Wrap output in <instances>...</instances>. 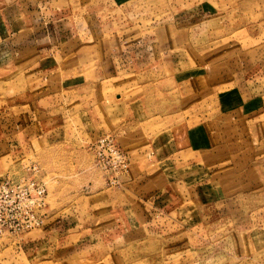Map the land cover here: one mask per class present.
I'll use <instances>...</instances> for the list:
<instances>
[{"label":"rangeland","instance_id":"374dc122","mask_svg":"<svg viewBox=\"0 0 264 264\" xmlns=\"http://www.w3.org/2000/svg\"><path fill=\"white\" fill-rule=\"evenodd\" d=\"M34 9L39 26L68 32L49 67L28 42L37 32ZM9 30L22 41L8 42ZM9 46L13 54L4 58ZM0 56V180L43 178L51 207L42 228L0 237V264H240L243 257L257 264L264 257V109L226 114L238 86L235 101L264 100V0H0ZM197 122L206 123L214 149L137 171L141 150L180 151ZM107 134L135 170L129 166L119 185L98 165L95 144ZM202 180L213 188L198 196L192 187ZM166 182V231L148 239L137 214L150 203L135 200ZM119 223L124 236L115 237Z\"/></svg>","mask_w":264,"mask_h":264},{"label":"crops","instance_id":"0c3cea01","mask_svg":"<svg viewBox=\"0 0 264 264\" xmlns=\"http://www.w3.org/2000/svg\"><path fill=\"white\" fill-rule=\"evenodd\" d=\"M19 8L25 9L28 11L27 1H25V2L23 1V4L20 3ZM42 8H44V7H42ZM32 12H33V21H34V24L36 25L37 32H35V36H33V34H31L30 38H28V42H29V44L33 45L36 48V51L38 52V54H40V56L42 58L40 65L44 66V64H46V66L49 67V64H51L53 61H58L55 59H57V55L62 51L60 48L63 46V44L68 43V40H67L68 38L65 39L68 32L67 31L65 32V30L59 24H57L58 26L56 24H52V25H49L47 27H45L43 25L39 26V23H40L41 18H42V15H40L39 13H41V12H39L38 10H35V9ZM46 16L48 17V15H45V17ZM48 18H50V17H48ZM61 20H62V18H61ZM52 21L50 20L49 22L51 23ZM7 25L8 24H6V26ZM8 32H11V30H9ZM16 34H17V32H13V33L11 32L9 34L10 36L7 35L9 37H6L8 42H11L12 45H14L16 43L18 44V43H20V41H22V39H18V38L16 39V36H15ZM64 34L66 36L64 37V39H62L61 36ZM115 49L118 50L119 47H116ZM121 51L125 52V53L130 52L127 50H125V51L121 50ZM116 53L111 54V55H116V56L120 57L121 62L127 61V64H130V63H132V65L135 64L134 58L128 57L127 54L126 55L124 54L125 55V58H124L123 53L121 55H118L117 51H116ZM11 54H13V52L10 50V46L8 49L7 48L4 49V51H3V57L4 58H6V56H8V55L11 56ZM20 57H22V55H20ZM1 58H2V56H0V59ZM124 65L125 64L122 63V66H124ZM41 70H42V72H40V70H38L39 74L43 75L44 74L43 72H45V74H46L45 76H47V74H48L47 72L49 69H42L41 68ZM238 73L241 74V72H238ZM240 88H241V86H238V88L236 90H234V92L236 94L233 93V96H236L237 94H239L236 91H239ZM228 93H231V92H228ZM233 96L231 94L228 97L229 108L226 110V114L231 116V118L235 117V119H236V117L239 115L252 117L253 114H255L257 112L260 113L264 109V100H262V99L256 98L258 100L255 99L256 100V102H255L252 100H250V101L249 100H241V97H240L235 101ZM184 118L186 120L187 116L185 115ZM260 123L264 127V120L261 119ZM205 125H206V123H204V122H202V123L197 122L196 123V126L191 129V130H197L196 134L191 133V131H190V135H191V138L189 137L190 138V144L188 145V147L180 149V151H175L173 149L169 150V149L160 148L162 146H157V144L152 145L153 148H151V149L146 148L145 150H141L140 154H141L142 160H138V161L136 160L137 171L141 174L142 170L144 171V170H146V168H149V166L151 164H156V163H158L157 167H159V169H161L163 167V165H164L163 163H169L168 165H171V163H173L172 161H174V160L171 161V159L173 157H175L177 154H179V152H186L187 153V152L191 151V152H195L197 154L198 152H203L204 150L214 149L215 146L213 144V138L209 133L205 132V130H206ZM98 137H96V138H98ZM170 139H171V135L169 134L165 138H163V142H164V140L169 142ZM201 145H205V146H201ZM236 153L233 152V155H238ZM250 155H252V154L250 153ZM174 163L175 164H173L172 167L174 165H176V162H174ZM131 164H132V161H131ZM136 165H135V167H136ZM130 167H131L130 172H132L130 174L132 175V174H134L135 170L133 169L132 165ZM164 167H166V166H164ZM197 168H200V167H197ZM167 182H169V181H167ZM167 182L163 186L158 187V189H155L148 194L137 195V199L135 200V202H139V201L143 200L145 203H150L149 212H145V211L139 212L138 211V214H137L138 217L140 214H142L143 219H145V225L143 228H140V230L142 231V233L145 232L147 234V235H145V234H143V235L148 236V239H149V236L162 234L166 231L165 230L166 228L163 227L161 224V218H164L166 206H168V204L170 203L171 191H169L166 188L168 185ZM211 188H213L212 185H209V183L207 181L202 180V181H198V184H194V186L192 187V190L195 191L196 195L201 196V192L203 193V190L211 189ZM214 188H217L216 185H214ZM138 189H139V186L137 187V190ZM164 190H167V191L165 192ZM148 195L150 198L147 197ZM219 195L220 194H218V196ZM143 197H146V198H143ZM227 199H229V198H227ZM202 201L204 203V199H202ZM144 202H143L142 206H144ZM128 210H133V208H130V207L129 208H121L120 214L125 215V214H127ZM167 215H169V214H167ZM262 216H264V214ZM123 219H125V217L119 216L117 218V221H122ZM117 225L120 227L112 230V232H114L113 235L115 237L124 236V230L122 228V225L120 223ZM246 228H247V225L245 226V229ZM260 228L263 229L264 225H261ZM249 230H250V228H249ZM244 232L246 233V235L248 234V232H246V230ZM136 233H139V232H134V234H136ZM261 233L264 234V230ZM262 242H264V239L262 240ZM251 262H252L251 258H250V260H248V259H246V257H243V260H242V262L240 261V264H242V263L251 264ZM256 263L257 264H264V257L261 260L257 261Z\"/></svg>","mask_w":264,"mask_h":264},{"label":"built area","instance_id":"2783aa9c","mask_svg":"<svg viewBox=\"0 0 264 264\" xmlns=\"http://www.w3.org/2000/svg\"><path fill=\"white\" fill-rule=\"evenodd\" d=\"M98 165L109 172V183L119 185L130 162L118 139L107 134L95 144ZM33 170L37 166L30 167ZM49 189L43 178L6 177L0 180V237L17 236L42 228L50 214Z\"/></svg>","mask_w":264,"mask_h":264},{"label":"bare ground","instance_id":"6f19581e","mask_svg":"<svg viewBox=\"0 0 264 264\" xmlns=\"http://www.w3.org/2000/svg\"><path fill=\"white\" fill-rule=\"evenodd\" d=\"M36 230V229H35ZM32 231H34V230H32ZM31 232V231H30ZM29 233V232H28ZM26 234V233H25Z\"/></svg>","mask_w":264,"mask_h":264}]
</instances>
